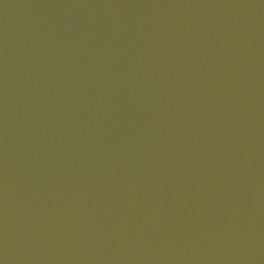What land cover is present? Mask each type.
Here are the masks:
<instances>
[{
    "label": "water",
    "instance_id": "obj_1",
    "mask_svg": "<svg viewBox=\"0 0 264 264\" xmlns=\"http://www.w3.org/2000/svg\"><path fill=\"white\" fill-rule=\"evenodd\" d=\"M0 264H264V0H0Z\"/></svg>",
    "mask_w": 264,
    "mask_h": 264
}]
</instances>
